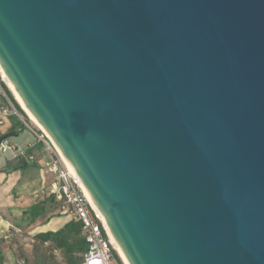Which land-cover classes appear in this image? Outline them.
I'll return each mask as SVG.
<instances>
[{
    "label": "water",
    "instance_id": "1",
    "mask_svg": "<svg viewBox=\"0 0 264 264\" xmlns=\"http://www.w3.org/2000/svg\"><path fill=\"white\" fill-rule=\"evenodd\" d=\"M0 67L128 264H264V0H0Z\"/></svg>",
    "mask_w": 264,
    "mask_h": 264
},
{
    "label": "crops",
    "instance_id": "2",
    "mask_svg": "<svg viewBox=\"0 0 264 264\" xmlns=\"http://www.w3.org/2000/svg\"><path fill=\"white\" fill-rule=\"evenodd\" d=\"M10 102L14 112L0 114V140L8 138L16 148L15 152L0 151V264L15 263L5 241L11 232L52 239L64 250L81 238L79 224L61 211L62 202L50 192L54 176L47 171L48 152L36 141L38 126L11 98ZM59 231L66 232L62 238L48 236Z\"/></svg>",
    "mask_w": 264,
    "mask_h": 264
},
{
    "label": "built area",
    "instance_id": "3",
    "mask_svg": "<svg viewBox=\"0 0 264 264\" xmlns=\"http://www.w3.org/2000/svg\"><path fill=\"white\" fill-rule=\"evenodd\" d=\"M4 85L0 78V114L2 116L14 112V109L9 106L11 102ZM35 137L37 143H40L50 156L47 171L54 176L50 183L51 194L62 202L61 211L69 214L71 219L79 224L81 238L86 244L80 264H124L111 243L106 226L66 166L59 150L40 128L35 132ZM15 149L8 138L0 140L2 153L15 152ZM15 264H22V262L18 261Z\"/></svg>",
    "mask_w": 264,
    "mask_h": 264
},
{
    "label": "rangeland",
    "instance_id": "4",
    "mask_svg": "<svg viewBox=\"0 0 264 264\" xmlns=\"http://www.w3.org/2000/svg\"><path fill=\"white\" fill-rule=\"evenodd\" d=\"M3 83L5 84V82ZM5 86L7 87L6 84ZM32 122L34 121L32 120ZM11 233L5 241L9 245L10 255L15 263L21 261L22 264H71V261L79 256L69 255L66 250L60 249L52 239L44 241L31 237L27 232Z\"/></svg>",
    "mask_w": 264,
    "mask_h": 264
},
{
    "label": "bare ground",
    "instance_id": "5",
    "mask_svg": "<svg viewBox=\"0 0 264 264\" xmlns=\"http://www.w3.org/2000/svg\"><path fill=\"white\" fill-rule=\"evenodd\" d=\"M0 76L3 82H5V84L7 85L8 89L10 90L11 94L13 95V97L15 98V100L18 102V104L20 105V107L22 108V110L35 122V124L38 126V128H40L41 130H43L45 132V130L41 127V125L36 121V119L34 118V116L28 111V109L25 107V105L23 104L22 100L20 99L19 95L17 94V92L14 90L12 84L9 82V80L7 79L4 71L2 70V68L0 67ZM46 133V132H45ZM47 134V133H46ZM48 135V134H47ZM55 145V144H54ZM56 146V145H55ZM57 148V146H56ZM58 149V148H57ZM62 156V154H61ZM63 161L65 162L66 166L68 167V169L70 170V172L74 175V177L76 178V180L78 181L79 185L81 186V188L83 189L86 197L88 198V200L90 201V203L92 204L93 208L96 210L98 216L100 217V219L102 220V222L104 223V225L107 228L106 222L102 216V214L100 213V211L97 209V207L95 206V204L93 203L90 195L88 194V192L86 191V189L84 188V186L80 183V181L77 179V177L75 176V174L72 172L71 168L69 167L68 163L66 162L65 158L62 156ZM107 231L110 235V240L112 245L114 246L116 252L118 253V255L120 256L121 260L124 262V264H128L126 258L124 257L121 249L119 248V246L117 245V243L115 242L113 236L111 235V233L109 232L108 228Z\"/></svg>",
    "mask_w": 264,
    "mask_h": 264
},
{
    "label": "trees",
    "instance_id": "6",
    "mask_svg": "<svg viewBox=\"0 0 264 264\" xmlns=\"http://www.w3.org/2000/svg\"><path fill=\"white\" fill-rule=\"evenodd\" d=\"M5 86V85H4ZM8 93V96L11 98L12 101H14V103L17 105L18 109H20L19 105L16 103V101L13 98V95L11 94V92L7 89V87H5ZM20 111H22L20 109ZM74 223L78 224L77 222L74 221ZM66 232H56L53 234H48V236L50 235H54V236H60L62 238V235L65 234ZM72 233V232H71ZM68 234V233H67ZM66 251L69 253V255L73 256L75 253L80 254V256H78L77 258H74L71 261V264H79L81 261V254L86 250V244L84 242V240L82 238H75V241L73 242V244H70L68 246L65 247Z\"/></svg>",
    "mask_w": 264,
    "mask_h": 264
}]
</instances>
